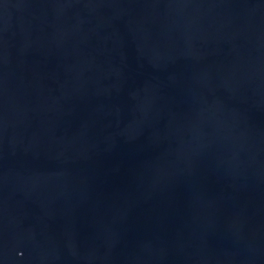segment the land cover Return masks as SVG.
I'll return each instance as SVG.
<instances>
[{
  "label": "water",
  "instance_id": "1",
  "mask_svg": "<svg viewBox=\"0 0 264 264\" xmlns=\"http://www.w3.org/2000/svg\"><path fill=\"white\" fill-rule=\"evenodd\" d=\"M0 264H264V0H0Z\"/></svg>",
  "mask_w": 264,
  "mask_h": 264
}]
</instances>
